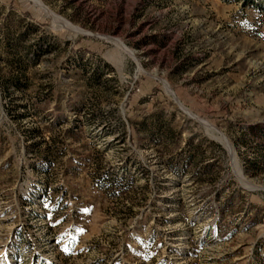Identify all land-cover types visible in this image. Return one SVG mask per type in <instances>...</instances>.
<instances>
[{"label":"rangeland","instance_id":"374dc122","mask_svg":"<svg viewBox=\"0 0 264 264\" xmlns=\"http://www.w3.org/2000/svg\"><path fill=\"white\" fill-rule=\"evenodd\" d=\"M0 264H264V0H0Z\"/></svg>","mask_w":264,"mask_h":264},{"label":"bare ground","instance_id":"6f19581e","mask_svg":"<svg viewBox=\"0 0 264 264\" xmlns=\"http://www.w3.org/2000/svg\"><path fill=\"white\" fill-rule=\"evenodd\" d=\"M62 21H63V23H64L67 27L74 29L75 32H79V31H81V29H80L79 27L74 26V25L71 24L70 22L65 21V20H62ZM164 83H165L167 89H168L170 92L174 93L173 90H172V88L169 86V84H168L165 80H164ZM172 95H173V94H172ZM173 97L175 98L176 102H178L177 99H176V97H175V95H173ZM179 105H180V107H181L182 109H184L182 104L179 103ZM184 111H185L187 114H189V113H188V110H187L186 108L184 109ZM207 125H208L209 128H212V129H213V125H211L209 122H208ZM224 139H225V141L227 140L225 137H224Z\"/></svg>","mask_w":264,"mask_h":264},{"label":"water","instance_id":"95a60500","mask_svg":"<svg viewBox=\"0 0 264 264\" xmlns=\"http://www.w3.org/2000/svg\"><path fill=\"white\" fill-rule=\"evenodd\" d=\"M184 110V109H183Z\"/></svg>","mask_w":264,"mask_h":264}]
</instances>
